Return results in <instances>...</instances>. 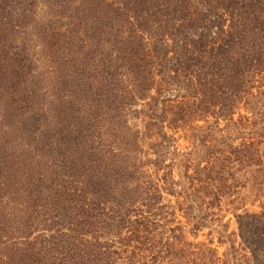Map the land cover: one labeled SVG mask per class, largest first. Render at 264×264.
<instances>
[{
  "label": "trees",
  "instance_id": "trees-1",
  "mask_svg": "<svg viewBox=\"0 0 264 264\" xmlns=\"http://www.w3.org/2000/svg\"><path fill=\"white\" fill-rule=\"evenodd\" d=\"M101 2L76 10L97 21L67 7L49 20L59 49L78 41L128 66L67 59L97 146L61 159L60 264H264V0ZM107 29L121 34L108 55ZM246 196L228 233L224 208Z\"/></svg>",
  "mask_w": 264,
  "mask_h": 264
},
{
  "label": "rangeland",
  "instance_id": "rangeland-1",
  "mask_svg": "<svg viewBox=\"0 0 264 264\" xmlns=\"http://www.w3.org/2000/svg\"><path fill=\"white\" fill-rule=\"evenodd\" d=\"M11 1L0 0V264H60V250L68 241L64 222L69 221L60 205L66 181L61 159L82 158L90 145L97 146L88 143L83 132L92 122L91 113L82 111L88 102L72 96L83 70L76 69L78 58L95 55L92 50L80 54L83 44L78 41L67 46L70 51L64 44L59 49L60 42L49 34V20L67 7L74 22L97 21L95 13L87 11L76 17V10L103 0H23L29 10L18 5L19 0ZM19 8L22 25L10 31L21 14ZM62 24L65 28L67 19ZM107 33L106 55L116 45L114 37H121L109 29ZM73 54L78 58L68 69L67 59ZM111 55L96 56L92 69L104 65L106 71L120 74L128 69ZM114 83L113 78L110 84ZM244 203H251L248 196L224 208L228 233L236 231L233 214ZM244 208L256 210L258 204ZM214 245L221 255L224 247L217 244V237Z\"/></svg>",
  "mask_w": 264,
  "mask_h": 264
}]
</instances>
